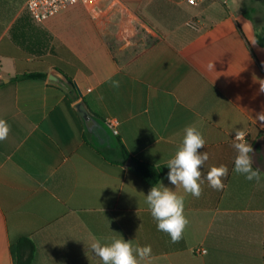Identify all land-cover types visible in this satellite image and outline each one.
Instances as JSON below:
<instances>
[{
    "label": "crops",
    "instance_id": "0c3cea01",
    "mask_svg": "<svg viewBox=\"0 0 264 264\" xmlns=\"http://www.w3.org/2000/svg\"><path fill=\"white\" fill-rule=\"evenodd\" d=\"M28 1L0 0V81L9 80L0 84V119L11 128L0 141V264H14L11 248L23 238L35 245L32 264H103L89 243L120 236L150 245L149 264H207L212 232L217 242L264 258V127L256 120L264 111L256 82L264 80V48L241 1L98 0L42 23L31 19ZM162 6L205 14L209 26L184 32L186 21L171 29L158 17ZM43 29L53 40L39 55L33 43L46 49ZM57 66L76 68L75 98L48 77L13 80L53 71L66 79ZM186 126L206 141L199 150L209 155L205 176L212 166L228 167L222 190L205 180L195 198L167 179ZM235 129L249 135L259 183L234 171ZM136 162L162 169L156 186L185 196L189 224L180 242L158 230L146 203L153 186L135 172ZM221 214L228 219L217 228ZM241 215L251 217L245 232ZM246 230L259 239L251 242Z\"/></svg>",
    "mask_w": 264,
    "mask_h": 264
},
{
    "label": "clouds",
    "instance_id": "9594fccd",
    "mask_svg": "<svg viewBox=\"0 0 264 264\" xmlns=\"http://www.w3.org/2000/svg\"><path fill=\"white\" fill-rule=\"evenodd\" d=\"M256 42H254L255 44ZM208 69H214V64L209 63ZM259 83V94H264V80H257ZM114 88L119 87V81H113ZM256 120L264 127V111L256 114ZM11 128L4 119H0V141L7 139ZM248 133L243 129H235V138L232 139V148L236 152L234 159V171L243 175L248 181L261 180V173L253 168L251 153L253 148L245 139ZM206 141L202 133L195 126H186L182 142L178 145L172 158L167 161V168L170 169L167 175L169 182L175 188H182L183 191L195 198L203 194L202 185L205 180L208 186L214 190L224 188L223 179L228 175L226 165L212 166L206 176L202 168L209 160L207 152H201ZM146 203L151 216L157 222L159 231L166 233L172 243H178L183 238V233L189 224L185 216V196L179 195L177 191L159 183L153 186L146 195ZM89 250L95 257H98L103 264H149L152 256L150 245L133 246L132 240L113 238L110 243L102 244L99 240L93 239Z\"/></svg>",
    "mask_w": 264,
    "mask_h": 264
},
{
    "label": "trees",
    "instance_id": "16d2710c",
    "mask_svg": "<svg viewBox=\"0 0 264 264\" xmlns=\"http://www.w3.org/2000/svg\"><path fill=\"white\" fill-rule=\"evenodd\" d=\"M251 12H255V8H252ZM28 14L30 15L31 19L35 21L29 11ZM244 15L254 21L249 12L245 11ZM158 17L163 23L168 25L171 29H174L176 25L185 23L190 15L187 13H183L182 18H179L178 13L172 10L170 6H162L161 13L158 15ZM18 26V24L14 26L13 32L18 30ZM43 31L48 35V43H46V49L39 48L33 43V46L37 48L36 53L39 55L46 53L47 49H49L51 41L53 40V36L47 30L43 29ZM256 42L259 46L264 48V31H259L258 28L256 34ZM51 52H53V49L51 50ZM73 60L76 62V59ZM64 68L57 66V70L62 73L66 77L68 82L74 86V76L76 73V68L73 66H65ZM47 77L48 75L46 73H26L14 77L13 80L46 81ZM67 100L72 101V99L68 96ZM134 170L136 173L142 176L150 186H156L163 173L162 169L160 168H156L140 162L135 163ZM205 245L209 249V252L205 257V261L207 264H261L262 260L264 259L260 250H248V248H242L241 246H238L232 242L223 240L217 242L213 232L207 238ZM11 252L14 258V264H32L35 254V245L31 240L23 238L19 240L16 245L12 246Z\"/></svg>",
    "mask_w": 264,
    "mask_h": 264
},
{
    "label": "rangeland",
    "instance_id": "374dc122",
    "mask_svg": "<svg viewBox=\"0 0 264 264\" xmlns=\"http://www.w3.org/2000/svg\"><path fill=\"white\" fill-rule=\"evenodd\" d=\"M221 1H226V0H221ZM230 1L232 2V0ZM240 1H241V5L244 6L243 8L247 12H249V14L253 17L255 25L259 29V31H264V0H240ZM189 5L193 7L195 6L193 4H189ZM229 7L232 8V6H229ZM252 7L255 8V12H251ZM182 15L183 13H178L179 18H182ZM189 15L190 17L187 19V24L182 25L180 27V30L182 31L184 30V32L186 31L187 32H198L202 30L204 27L209 26V23L205 19V14L193 15L189 13ZM227 217L228 215L226 214L220 215L218 223H217L219 225H217V228H220L225 224V222L228 219ZM230 217H232L233 219L234 216L232 215ZM247 218L251 220V217L246 216V215H241L240 217H238V220L242 222L240 223V225H242V231L244 232L246 229V227L244 228V226H247L246 223L244 222L246 221ZM246 234H248L249 239H251V242H255L256 240L259 239L258 235L255 232H253V230L248 231V232L246 230Z\"/></svg>",
    "mask_w": 264,
    "mask_h": 264
},
{
    "label": "built area",
    "instance_id": "2783aa9c",
    "mask_svg": "<svg viewBox=\"0 0 264 264\" xmlns=\"http://www.w3.org/2000/svg\"><path fill=\"white\" fill-rule=\"evenodd\" d=\"M98 0H29L27 3V10L31 14L32 18L38 22L42 23L46 21L51 16L57 14L58 12L65 10L71 6L77 4H93ZM114 1V0H113ZM190 4H197V0H188ZM109 126L114 128L115 124L111 120L109 121ZM246 140L249 139L247 134L245 137ZM197 255L207 254L205 248H197L195 251Z\"/></svg>",
    "mask_w": 264,
    "mask_h": 264
},
{
    "label": "water",
    "instance_id": "95a60500",
    "mask_svg": "<svg viewBox=\"0 0 264 264\" xmlns=\"http://www.w3.org/2000/svg\"><path fill=\"white\" fill-rule=\"evenodd\" d=\"M8 81L9 80H1L0 84H2L4 82H8ZM48 83L51 85L59 86V87L63 88L66 92H68L70 94V96H72L73 98L76 97L75 87L71 83H69L65 78L60 76L56 71H53L49 74ZM78 108L81 111V113L83 115H85V110L83 109V105L80 104L78 106Z\"/></svg>",
    "mask_w": 264,
    "mask_h": 264
}]
</instances>
